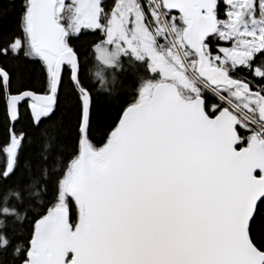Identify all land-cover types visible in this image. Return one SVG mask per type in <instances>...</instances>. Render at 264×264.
Returning <instances> with one entry per match:
<instances>
[{"label":"snow or ice","instance_id":"1","mask_svg":"<svg viewBox=\"0 0 264 264\" xmlns=\"http://www.w3.org/2000/svg\"><path fill=\"white\" fill-rule=\"evenodd\" d=\"M0 264H264V0H0Z\"/></svg>","mask_w":264,"mask_h":264}]
</instances>
